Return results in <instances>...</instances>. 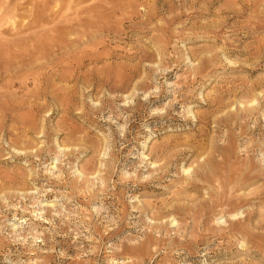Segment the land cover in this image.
I'll use <instances>...</instances> for the list:
<instances>
[{"label":"rangeland","instance_id":"rangeland-1","mask_svg":"<svg viewBox=\"0 0 264 264\" xmlns=\"http://www.w3.org/2000/svg\"><path fill=\"white\" fill-rule=\"evenodd\" d=\"M90 1L103 21L47 34L80 43L78 80L0 96L35 123L0 133V264H264V0ZM215 144L249 173L221 206Z\"/></svg>","mask_w":264,"mask_h":264},{"label":"bare ground","instance_id":"bare-ground-1","mask_svg":"<svg viewBox=\"0 0 264 264\" xmlns=\"http://www.w3.org/2000/svg\"><path fill=\"white\" fill-rule=\"evenodd\" d=\"M88 1L89 0H0V45H1L0 46V56L3 59L2 63L0 64V81H1V79H7L6 81H4L2 86L0 83V96H2L3 99L6 97L12 96V94H14V95L17 94L16 92L21 91L23 93L24 90H28V86L31 84V85L35 86V88H37L36 94H35V92H32V95L34 93L35 96H37L38 98H43L44 100H46L49 97V95L51 94L50 89L52 87L50 88V84H51V81H53V79L62 80V81L64 80V82H66V81L75 80L78 77H80V75H79L80 73L76 74V71H75V74H74V69L75 70L77 69V71H78L79 69L82 68L81 66H84V65H82L83 64L82 58L85 55V51L79 50V49H81L80 43H78L79 47H80L78 49L79 51L75 50L78 47L77 43H74L71 45L68 43V45L65 46V42H64V43H62V44H64V48H62V47L59 48V46H60L59 43H61L58 39L59 37L55 38L52 36H48L47 34L49 32H52V31H57V32H68V33H71L73 35L74 34L73 29L75 30V28H78V30L80 31V27H82V26L85 27V24L86 25L92 24V21L97 17L99 18V16L101 15L102 12L100 13V15L97 14L99 12L98 11L99 8H97V7L95 8L94 7L95 4H93L94 1L91 0L93 8L97 9V13H93L94 11H93L92 6L87 5ZM101 2H102V0H101ZM95 3L101 4V3H99L98 0ZM98 7H100V5H98ZM101 7H102V5H101ZM2 9H6V10L3 11ZM100 10H101V8H100ZM102 17H101V21L104 20V19L102 20ZM98 20H100V19H98ZM99 23L101 24L100 21H99ZM93 24H94V22H93ZM97 24H98V22H97ZM96 28H97V26H96ZM70 30H72L73 33ZM78 30H76V31H78ZM95 35L96 34H94V36ZM86 38H87V36H86ZM83 40H84V38H83ZM92 41H95V37H94V40L92 39ZM92 41H89V42L91 43ZM97 43L100 44L101 42L100 43L97 42ZM62 44H61V46H62ZM83 44H85L84 41H83ZM91 44H90V46H91ZM93 46H95V44L94 45L92 44V46H91L92 48L90 47L91 49L89 48L90 53L89 52L87 53V57L90 55L89 60L92 62H97L98 56H96L95 51H92V50L95 47H96V49L98 47L97 46L93 47ZM45 49H48V52H50L51 54L45 55L46 53H48V52H46L44 54ZM86 51H87V49H86ZM86 61H88V60H86ZM26 71H30V73L27 75H24V76L20 75L21 72H26ZM196 73H199V72H196ZM12 78L16 79V81L13 80ZM50 78H52V80H50ZM121 78L125 79V77H123V75L119 79H121ZM108 82H110V81H108ZM117 86H119V85H117ZM138 86H139V84H138ZM121 87H124V86L121 85ZM140 87H141V85H140ZM29 93H30V91H29ZM18 94H20V93H18ZM33 98L35 99L36 97H33ZM54 99H55V97H54ZM151 100H152V98H151ZM251 100H253V98ZM63 101H64V99H63ZM148 101H150V100H148ZM29 102H30V100H29ZM219 102H217V99L215 100V106H216L215 109H220L218 107ZM22 103L21 102L20 103L15 102L12 105H9V104L7 105L6 102H3V100L0 99V133L6 131L5 130L6 129V123L9 125L7 127L8 130L6 131L8 135L13 134V133L9 134L8 131L12 130L14 128V126H18L20 129V132L22 134H25L27 132L28 128H34L35 127V123L31 119V116H30V121L26 122L24 120L25 116L23 114L17 113L18 109L21 108ZM27 104H29V103H27ZM35 104L38 105V103H35ZM35 104L33 102V105H35ZM25 105H26V103H25ZM29 107H32V103H30ZM35 107H38V106L35 105ZM245 110H246V113H248V115L251 116V115L256 113L255 111H257V107L256 106L255 107L254 106L253 107H247V108H245ZM166 113H168V112H166ZM245 116H247V114ZM166 117H168V116H166ZM195 117H198V115L195 114ZM224 117H226V116H224ZM230 117L231 116L229 114V116H227L226 118H228V120H229V119H231ZM216 118L218 120H220V123L222 121L225 122L224 118H222V117H216ZM230 121L232 122L233 120H230ZM237 124H236V126H237ZM225 125L227 126L226 129H228L230 124L228 125L225 123ZM246 129H248V128H246ZM256 129H257V127H256ZM240 130H241V128H240ZM250 131L253 132L252 130H250ZM16 136L21 137L19 135H16ZM13 142L15 143V139ZM62 145L65 146L66 144H64L62 142ZM166 147H167V143L162 145V152L167 153ZM250 147H252V146H250ZM247 149H248V147H247ZM216 152L220 153L223 160L221 159L222 161L220 162V164L218 166L219 168L215 170V174H213V175H200L198 177H199V180H202L203 182L214 183L213 186H215L216 193H215V195L208 194L209 195L208 198L211 201H213L212 203H214L215 206H218V205L221 206L222 203L225 202L224 195L222 194V191L225 192L223 189L226 186L231 184V180H230L231 177H235L236 175H239L238 178L241 177L240 173H242V170L238 171L239 168L237 166H239L240 165L239 163H241V162H238V157L235 156V159L237 158L236 162H238V164L236 162H234L235 164H237V166L232 165L234 163L230 164L231 161L228 162L226 155L224 153L225 151L223 152V146L215 144V153ZM72 153H73V151H72ZM177 154H178L177 151L170 152L168 154L169 160L165 159L161 164L158 165V167H156L157 169H155V171H160L161 174L163 172H166L169 168L168 166H171L170 164L173 163L172 157L173 156L177 157ZM245 154H247V153H245ZM249 156H250V154H249ZM250 158H252V157H250ZM175 159H174V162L176 161ZM229 159H230V157H229ZM246 160L249 161V159H246ZM250 163L251 162H248V163H246V165L250 164ZM252 163H254V162H252ZM242 166L243 165H240V167H242ZM242 168H244V166ZM253 169H255V167ZM253 169H251V170H253ZM187 170H189V166L187 168H185L183 171H187ZM192 170H193L192 172H194V168H192ZM251 170H250V172H252ZM255 170H253V171H255ZM260 170L262 172H264L263 168ZM246 173H247V171H246ZM248 174L246 175L244 172L243 174H241L242 175L241 179L237 180L236 178H234V180L235 181L237 180L240 182L242 180L244 181L246 179V177L248 176ZM251 174L253 175V173H251ZM258 175H260V173L257 174L256 176H258ZM256 176H253V177H256ZM102 177L104 178V176H102ZM157 177H158V175H157ZM237 181H236V183H238ZM244 182L243 183L241 182V186H242V184H244ZM246 182H248V181H246ZM232 183H234V182H232ZM137 185L145 188V187H147V182H142V183L138 182ZM263 187H264V183L262 184V188ZM237 189H240V188L238 187ZM230 203H232V202L231 201L225 202L226 205L230 204ZM214 204H212V205H214ZM159 227L160 226H158V225L154 226V228L156 230ZM150 228H151V226H150Z\"/></svg>","mask_w":264,"mask_h":264}]
</instances>
